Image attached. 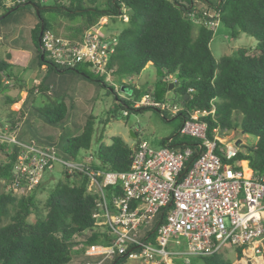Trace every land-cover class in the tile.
<instances>
[{
	"label": "trees",
	"instance_id": "16d2710c",
	"mask_svg": "<svg viewBox=\"0 0 264 264\" xmlns=\"http://www.w3.org/2000/svg\"><path fill=\"white\" fill-rule=\"evenodd\" d=\"M23 2H31L38 9L37 15L31 6L36 22L29 28V38L39 67L44 65L47 72L82 76L109 88L115 102L107 109V114L115 118L150 109L132 106L133 100L144 93H150L158 101H164L168 93L172 94L182 109L171 117L159 113L169 121L179 118L182 122L194 109L215 108L214 116L206 117V120L211 126L219 124L221 129L228 130L239 127L243 133L253 136L254 141L249 146H239L236 158L247 159L254 172L264 175V0H14L11 5L0 0V16ZM26 6L30 5H21L14 11H24ZM14 11L0 19V27ZM102 18H121L126 23L112 35L115 43L107 62L111 76L122 80L139 74L149 64L156 73L152 85L136 88L124 83L131 94L120 97L103 76L89 69L88 64L65 67L48 58L41 43L45 30L69 40H79L85 30L92 29ZM58 20H78L71 37L55 31ZM212 20H218L228 28L232 37L237 32L254 37L256 47L253 51L239 47L232 55L215 58L209 47L212 29L208 23ZM194 21L200 22L195 34ZM5 80L23 88L22 80L13 72L9 53L0 56V94L8 87ZM169 83H175L171 90ZM47 84L41 79L37 86L27 88L19 116H23L22 106L36 92L49 98ZM4 98L10 104L19 101L18 97L7 94ZM34 109L45 123L58 125L64 122L70 106L62 100L49 99ZM95 126L96 116L86 115L78 131L64 138V145L58 148L53 145L58 155L75 159L82 151L90 150ZM15 127V122L9 121L8 129L15 130ZM172 138L170 146L174 148L196 143L193 138L180 136L178 132ZM6 147V144H0V149ZM16 151V146H10L4 160H0V178L12 179L11 167ZM91 151L101 168L129 170L132 147L120 136L113 135L108 144H103L97 135L96 146ZM61 175L41 205L36 201L41 182L26 193L0 191V264L90 261L95 258L84 255L86 246L111 241L109 226L98 225L92 217L97 195L87 190V175L82 172L70 176L61 172ZM105 189L109 194L112 187ZM30 216L34 217L33 221L29 220ZM155 225L153 223L152 229ZM215 255L199 259L203 264H232L220 261ZM241 255L242 250L238 248L237 256ZM127 260L124 256L116 257L112 264H125Z\"/></svg>",
	"mask_w": 264,
	"mask_h": 264
},
{
	"label": "built area",
	"instance_id": "2783aa9c",
	"mask_svg": "<svg viewBox=\"0 0 264 264\" xmlns=\"http://www.w3.org/2000/svg\"><path fill=\"white\" fill-rule=\"evenodd\" d=\"M13 2L5 0L6 5ZM41 43L57 65L85 63L95 74L111 76L107 62L115 43L112 35L88 29L79 40H69L45 30ZM132 106L172 116L182 109L178 102L158 101L150 93ZM214 112L194 109L182 121L178 133L193 138V145L171 147L172 136L158 148L137 140L127 171L101 168L89 150L66 159L53 145L22 141L16 130L0 125V144L17 148L12 179L0 178V191L26 193L56 165L68 176L86 174L87 190L97 195L92 217L109 226L112 238L108 244L86 246L84 255L95 259L74 264H112L123 256L141 264H191L193 258L225 248L234 252L232 264H264V175L254 172L247 159L236 158L240 145L228 137L227 128L209 124L206 117ZM107 186L112 187L109 194Z\"/></svg>",
	"mask_w": 264,
	"mask_h": 264
},
{
	"label": "rangeland",
	"instance_id": "374dc122",
	"mask_svg": "<svg viewBox=\"0 0 264 264\" xmlns=\"http://www.w3.org/2000/svg\"><path fill=\"white\" fill-rule=\"evenodd\" d=\"M49 2L50 0H44ZM31 10V14L27 11ZM36 20L34 11L31 6H26L24 11H14L9 17H7L2 23L5 26V30L0 31V35L4 37V41H0V50L9 49V44H6L8 40V30L13 32L14 37L12 43L21 47V49H28L31 47L29 38V20ZM124 19L117 18L112 20L110 18H102L96 25L92 27V31L101 34L102 36L114 35L118 30L125 26ZM58 24L55 26V31L60 35L71 37L74 34L72 29L78 24V20L67 22L58 20ZM200 22L194 21L193 34L196 33ZM208 26L212 29V36L209 42L210 50L215 58H219L223 55H232L239 47H243L249 51H253L256 47L257 41L254 37L245 34L243 32H237L232 37L230 30L218 20H212L208 23ZM1 28V27H0ZM20 49V50H21ZM17 57L10 62L13 65L14 74L23 80L28 87L33 88L36 85L33 84V80H41L45 77L48 84H61L66 87V93L63 96H49L46 97L38 92L35 95L28 98L27 103L23 106V116H19L17 103H6L12 105V109L5 113L1 106L2 97H0V120L3 122L2 126L5 129V125H9V121H14L15 125V137L22 141H29L30 139H36L37 143L41 145H54L56 148L65 144L64 138L71 136L78 131L79 126L82 124L84 117L88 114L96 116V126L92 137L91 151L96 146V136H100L103 144L110 142V137L113 135L120 136L124 142L133 146L137 140H145L151 147L158 148L163 138L171 137L174 133L178 132L181 125L179 118H174L172 121L163 119L159 112L154 109H145L142 111L130 112L127 117H113L111 114H107V109L113 106L115 99L113 93L107 87L99 86L97 82L92 81L82 76L75 78L64 77L63 79H56L54 72H47L45 70H39V66L36 60H29L28 51H16ZM0 56L2 54L0 53ZM156 78V73L151 65H146L139 74L127 76L125 79L118 80V78L110 76L105 79L108 85L113 86L115 91L120 97L126 98L131 94L130 88H127L124 83L129 85L138 84L140 87H148ZM133 85V86H134ZM12 87H16V84ZM15 96L20 98L17 90H13L11 86H8L2 95ZM49 99L62 100L69 106V113L62 124L50 125L45 123L38 115L34 108H40L44 102ZM168 101H172V94L168 93ZM123 114V113H122ZM171 117V115H170ZM19 118V121H17ZM99 120H101L99 122ZM233 121V118L230 119ZM239 122V119H236ZM1 125V124H0ZM130 131L136 133V138L130 135ZM228 137H231L234 141H238L239 145L249 146L253 141V136L243 133L239 127L229 130ZM10 145L6 148L0 149V160H4L5 152L9 151ZM87 151V150H86ZM61 171L59 165L51 171L44 174L41 185L37 188L36 201L41 205L45 198L48 196L50 189L53 187L54 182L61 178ZM34 217L30 216L29 220L33 221ZM220 261H229L233 263L235 255L232 249L225 248L222 255H215ZM79 263V260H72L69 264ZM125 264H141L137 260L128 259ZM191 264H203L200 259L193 258Z\"/></svg>",
	"mask_w": 264,
	"mask_h": 264
},
{
	"label": "crops",
	"instance_id": "0c3cea01",
	"mask_svg": "<svg viewBox=\"0 0 264 264\" xmlns=\"http://www.w3.org/2000/svg\"><path fill=\"white\" fill-rule=\"evenodd\" d=\"M28 13H32L31 12V10H29L28 9V11H27ZM35 22H36V20H33V19H31L30 18V20H29V28L31 27V26H33L34 24H35ZM1 29H3V30H5L6 29V27L5 26H2L1 25ZM8 36H9V38H8V40L6 41V44H9V48H10V50L9 49H2V50H0V53L2 54V56L5 54V53H9L10 54V61L11 60H15L16 59V57H17V53L15 54L14 52H16V51H28V53H29V55H30V57H29V60H30V62L29 63H31V60H34V57H33V52H32V49H31V47H29L28 49H21V47H19L18 45H15L14 43H12V38L14 37V35H13V32L12 31H10V30H8ZM74 40H77V39H74ZM0 41H4V37L2 36V35H0ZM21 49V50H20ZM15 57V59H13ZM37 63V62H36ZM39 70H45L46 71V69H45V67H44V65H42V66H40L39 67ZM53 76L56 78V79H63L64 77H68V78H75V77H77L76 75H71V74H62V73H54L53 74ZM43 80H44V82L45 83H47V81H46V79H45V77H43ZM39 81L40 80H37V79H34L33 80V84L32 85H36L37 86V84L39 83ZM5 83H6V85L7 86H11V88L13 89V90H17L18 91V93H19V95H21L20 96V98H19V103H18V105H17V108H15L17 111H18V113H19V107L21 106V103L23 102V100H24V98H25V95L27 94V88H29L28 87V85H26V83L22 80V82H21V84L23 85V88L22 89H19L18 87L16 88V87H12L13 85H12V82H10V81H8V80H5ZM134 85V84H133ZM150 85H152V84H150ZM149 85V86H150ZM136 88H141L138 84H135L134 85ZM66 93V87L64 86V85H61V84H47V91H46V94H49V96H57V97H60V96H63V94H65ZM0 97H2L3 99H2V101H1V106H4L3 107V112L5 113L6 111H10L11 109H12V105H7L6 104V102H5V98H4V95H2V93L0 94ZM13 97V96H12ZM22 108H23V106H22ZM1 115V114H0ZM0 122H2L1 120H0ZM16 127L18 128V125H16ZM73 260H79V259H73ZM136 261V260H135ZM138 262V261H137ZM140 263V262H139ZM69 264V263H68Z\"/></svg>",
	"mask_w": 264,
	"mask_h": 264
},
{
	"label": "water",
	"instance_id": "95a60500",
	"mask_svg": "<svg viewBox=\"0 0 264 264\" xmlns=\"http://www.w3.org/2000/svg\"><path fill=\"white\" fill-rule=\"evenodd\" d=\"M21 5H30L32 6L34 9H35V12L36 14L38 15V9L31 3V2H23ZM21 5H17L13 8H11L10 10H8L7 12H5L3 15L0 16V19H2L4 16H6L7 14H9L10 12L14 11L15 9H17L19 6ZM42 23H41V27H40V34L42 33ZM175 83H169L168 85V89L171 90V88L173 87ZM130 135L133 137V138H136V134L133 132V131H130ZM236 144H238V141H236Z\"/></svg>",
	"mask_w": 264,
	"mask_h": 264
}]
</instances>
